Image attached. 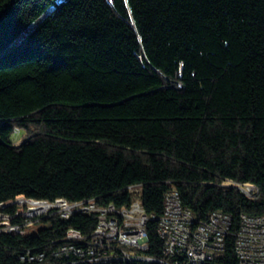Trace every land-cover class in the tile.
Here are the masks:
<instances>
[{
    "label": "trees",
    "instance_id": "16d2710c",
    "mask_svg": "<svg viewBox=\"0 0 264 264\" xmlns=\"http://www.w3.org/2000/svg\"><path fill=\"white\" fill-rule=\"evenodd\" d=\"M137 184L158 216L173 187L201 220L223 210L236 229L264 213V0H0V202L122 206ZM95 224L0 234V263ZM157 228L148 253L161 257ZM234 244L218 264H237Z\"/></svg>",
    "mask_w": 264,
    "mask_h": 264
},
{
    "label": "built area",
    "instance_id": "2783aa9c",
    "mask_svg": "<svg viewBox=\"0 0 264 264\" xmlns=\"http://www.w3.org/2000/svg\"><path fill=\"white\" fill-rule=\"evenodd\" d=\"M234 186L249 198L256 199L260 189L252 183L232 180ZM133 194L129 204H101L96 198L69 201L57 198H27L25 201L0 202V234H25L34 222L58 217L70 220L74 215H93L96 224L84 233L68 227L60 238H50L43 245L25 247L17 264H218L226 249V238L234 237L237 264H264V213H243L238 228L223 210L199 219L185 207L175 187L164 197L163 213H149L142 201V185H130ZM158 221L163 241V256L148 253V225ZM32 234V232H29ZM2 264V263H0Z\"/></svg>",
    "mask_w": 264,
    "mask_h": 264
},
{
    "label": "rangeland",
    "instance_id": "374dc122",
    "mask_svg": "<svg viewBox=\"0 0 264 264\" xmlns=\"http://www.w3.org/2000/svg\"><path fill=\"white\" fill-rule=\"evenodd\" d=\"M22 138H23V133L20 132V134H19V132H18V135H16V136L14 137L15 144H20L21 141H22ZM19 198H20V197H19ZM19 198H18V199H19ZM15 201H20V200H15Z\"/></svg>",
    "mask_w": 264,
    "mask_h": 264
},
{
    "label": "bare ground",
    "instance_id": "6f19581e",
    "mask_svg": "<svg viewBox=\"0 0 264 264\" xmlns=\"http://www.w3.org/2000/svg\"><path fill=\"white\" fill-rule=\"evenodd\" d=\"M25 198V197H24Z\"/></svg>",
    "mask_w": 264,
    "mask_h": 264
}]
</instances>
